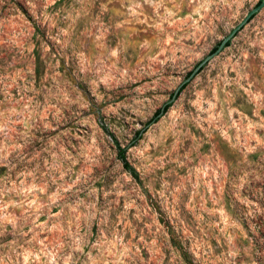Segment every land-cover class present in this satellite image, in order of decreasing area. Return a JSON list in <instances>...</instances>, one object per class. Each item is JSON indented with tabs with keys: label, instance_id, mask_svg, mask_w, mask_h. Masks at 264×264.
Returning <instances> with one entry per match:
<instances>
[{
	"label": "rangeland",
	"instance_id": "374dc122",
	"mask_svg": "<svg viewBox=\"0 0 264 264\" xmlns=\"http://www.w3.org/2000/svg\"><path fill=\"white\" fill-rule=\"evenodd\" d=\"M258 2L0 0V264H264Z\"/></svg>",
	"mask_w": 264,
	"mask_h": 264
},
{
	"label": "water",
	"instance_id": "95a60500",
	"mask_svg": "<svg viewBox=\"0 0 264 264\" xmlns=\"http://www.w3.org/2000/svg\"><path fill=\"white\" fill-rule=\"evenodd\" d=\"M264 6V0H260L258 4H256L245 16L244 18L219 42L217 48L206 55L197 65L196 67L191 71V73L188 75V77L185 79L184 83L189 80L193 75L215 54H217L219 51H221L225 47V43L234 37V35L249 21L252 15L257 13L262 7ZM178 92V89L173 93L171 99L167 102H171Z\"/></svg>",
	"mask_w": 264,
	"mask_h": 264
},
{
	"label": "trees",
	"instance_id": "16d2710c",
	"mask_svg": "<svg viewBox=\"0 0 264 264\" xmlns=\"http://www.w3.org/2000/svg\"><path fill=\"white\" fill-rule=\"evenodd\" d=\"M259 2H260V0H259ZM259 2H258V3H259ZM254 15H255V14H254ZM254 15H252L251 18H252ZM251 18H250V19H251ZM250 19H249V20H250ZM34 25H35V23H34ZM229 43H230V40L227 41V42L225 43V46L229 45ZM218 44H219V43H218ZM218 44L214 46V48L211 50V52L214 51V50L217 48ZM201 68H202V67H201ZM185 85H186V83H184V84L180 87V90H181ZM180 90H179V91H180ZM170 105H171V102H166V103L163 104V106H162L161 108L157 109V110L154 112L153 116H152V117H151V118L145 123V127H146L147 125H149V124H151V123L157 121V120L159 119V117H160L164 112L167 111V109L170 107ZM113 143H114V145H115V147H116L118 158L121 160L123 167H124L126 170H128L132 175H135L136 173H135L134 168L128 163V161H127V159H126V157H125V156H126L125 154H126L127 148H128L129 146H127V145H126V146H121V145L118 143V141H117L116 139H113Z\"/></svg>",
	"mask_w": 264,
	"mask_h": 264
}]
</instances>
